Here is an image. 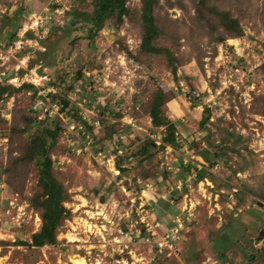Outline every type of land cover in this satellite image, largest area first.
I'll list each match as a JSON object with an SVG mask.
<instances>
[{
  "label": "rangeland",
  "instance_id": "1",
  "mask_svg": "<svg viewBox=\"0 0 264 264\" xmlns=\"http://www.w3.org/2000/svg\"><path fill=\"white\" fill-rule=\"evenodd\" d=\"M184 1L192 12L191 0ZM128 3L142 5L141 0ZM160 3L159 22L166 29L157 43L180 61L176 76L162 56L140 55L139 29L127 18L92 40L85 29L73 32L69 40L60 39L64 33L59 27L72 5L91 10L90 0H0V83H10L16 71L23 77L35 72L38 81L40 76L47 81L60 75L65 85L74 86L68 93L72 104L97 131L93 144L64 119L62 146L52 158L70 195L65 206L72 217L60 228L57 245L27 247L19 243L30 242L41 223L28 200L37 189V174L34 167L16 177L3 171L10 149L23 143L16 135L10 143L5 135L14 116L33 118L40 107L30 92L0 100V264H75L74 257L83 258V264H264V0H255L241 20L244 35L223 43L196 33L191 39L180 35L185 13L167 7L165 0ZM15 30L18 37L32 32L33 38H22V47L41 54L31 52L23 60L5 46ZM47 61L56 64L41 68ZM157 85L171 93L165 110L184 139L183 147H167L143 163L124 159L128 173L119 176L113 156L104 158L98 149L111 152L119 146V135L127 145L121 149L123 157L148 138L159 145L162 130L152 126L146 110ZM205 106L211 109L207 128L213 144L225 152L213 169L187 147L193 140L205 145L199 127ZM113 124L118 132L109 141L104 132ZM226 131L232 133L227 138ZM133 138L138 141L130 144ZM197 170L212 178L196 181ZM132 203L141 217L139 206H146V222L161 223L149 243ZM258 215L263 219L257 220ZM169 226L178 228L176 254L170 256L155 248Z\"/></svg>",
  "mask_w": 264,
  "mask_h": 264
},
{
  "label": "trees",
  "instance_id": "2",
  "mask_svg": "<svg viewBox=\"0 0 264 264\" xmlns=\"http://www.w3.org/2000/svg\"><path fill=\"white\" fill-rule=\"evenodd\" d=\"M255 0H191L190 5L184 0H165L167 7H178L185 13V21H180L182 28L180 35L188 39L196 33L198 38L207 37L209 42L223 43L227 38H239L244 35V30L241 25V20L246 17V13H250L249 9L253 7ZM78 2L86 3V0H78ZM130 0H90L91 10L81 8L79 5H72V10L68 11L67 17L62 26L59 28L64 33L60 39L69 40L73 32L81 29L86 30V37L92 40L100 31L105 30L109 26L119 27L124 24V19L127 18L134 29H139L141 42L138 52L140 55H155L162 56L169 65L173 76H176L180 61L174 56L168 47L158 45V39L165 34V25L160 26V10L164 5H161L160 0H141V7H132L128 3ZM235 8L236 10H232ZM264 10V8H263ZM237 11V15L235 12ZM264 13V12H263ZM168 21V20H167ZM176 22V21H175ZM188 22V23H187ZM17 30L13 31L9 36L5 46H10L18 39ZM32 32H28L23 37L24 39L33 38ZM76 37L73 38L75 40ZM177 41V39H175ZM43 45L41 40H38ZM73 44V42H71ZM19 57L27 56L31 52L41 54L40 51L33 47L29 49L22 48L17 51ZM137 59V57H133ZM56 62L47 61L41 65L46 68L54 67ZM32 67V64H29ZM41 73V69L38 71ZM19 71L17 74L21 75ZM81 78L84 76L81 69L77 72ZM58 79L60 75L56 76ZM57 78L50 79L45 85L40 88L53 87L56 92H49L48 98L52 102L59 105V114L50 115L47 111L40 117L41 109L35 110V117L27 118L24 115L13 117L8 133L9 142L12 143L14 135L23 138V143L18 148L10 149L6 167L4 172L14 177L26 175L29 169L34 167L36 170L37 189L28 197L29 205L38 212L40 217L39 228L31 235L30 242H20L19 244L27 247L41 248L43 246H55L59 243L58 235L60 228L65 221L72 217V212L65 206L69 200V193L64 185L63 180L59 179L58 171L54 166L53 154L57 152L61 145V136L65 131L64 119L71 120L74 128L80 133V138L93 139V144L96 142L97 131L94 126L84 119L79 112L78 107L74 106L68 97V93L73 90V84L65 85L61 78L60 83ZM5 81V80H4ZM38 89L32 83H23L20 87H14L9 83H0V100H6L10 96H14L21 92H30V96L35 101ZM169 92H165L159 85L153 91L152 98L148 102L147 112L151 119L152 126L155 129L162 130V136L159 145L154 139L144 140L138 149L130 155L123 154L125 143L120 139L123 135H119L117 142L119 146L111 152H107L105 147H101V151L106 157L110 154L115 155V168L119 171V176L128 173L126 166L122 164L124 159H135L143 163L155 157L158 151H165L167 147L179 149L183 147L184 139L179 137L177 126L169 118L165 107L171 99ZM104 108L108 109L106 105ZM100 108V113L106 111ZM13 111V109L11 110ZM113 114L112 110H110ZM13 116V112H12ZM211 109L207 106L203 108L201 119L199 121L200 130L203 132L204 144L199 145L197 141H190L187 147L202 158L208 165V169L215 168L217 160L220 159L225 152L222 148L213 144L212 132L208 131L207 124L210 123ZM5 120L4 118L2 121ZM101 122V128H102ZM79 126L81 128H79ZM103 130V129H102ZM207 130V132H205ZM116 124L111 125L109 132H104L106 140L112 139V135L116 134ZM124 132V130H123ZM155 132V131H154ZM232 133L226 131V138ZM130 140V135L128 136ZM224 141L226 140L225 137ZM240 137H238L239 139ZM237 139V140H238ZM138 138H133L130 144L137 143ZM129 146V145H128ZM233 149L232 147H229ZM64 150V149H63ZM96 151V152H98ZM14 152H16L14 154ZM64 152V151H63ZM67 154L71 151L66 150ZM191 163L185 167L189 170ZM205 178H212L209 172L197 170L196 181H201ZM212 180V179H211ZM8 181V180H7ZM240 195V193H238ZM264 198V195H260ZM239 203H237L238 205ZM262 220L261 215H258L257 220ZM264 230H261V234ZM144 235V231H143ZM252 258V256H251Z\"/></svg>",
  "mask_w": 264,
  "mask_h": 264
},
{
  "label": "built area",
  "instance_id": "3",
  "mask_svg": "<svg viewBox=\"0 0 264 264\" xmlns=\"http://www.w3.org/2000/svg\"><path fill=\"white\" fill-rule=\"evenodd\" d=\"M23 34L24 33H22L20 35V37H18V39L13 42L12 45L8 46V48H10V49L14 48V50H16V52L18 50H21L23 48L22 44H24V42H23V39H24L23 38ZM0 46H2V45L0 44ZM0 52H2L1 48H0ZM24 59L28 60V56L23 57V60ZM17 68H19V67H17ZM0 74L2 75L3 73H0ZM31 74L34 75L32 77L30 76L31 78L27 77L26 74H24L25 75L24 77L20 76L21 77L20 79H19V76L12 77L9 80L10 84H13L12 82L14 81L15 85H16V84L19 83V80H20V83L18 84V86H20L21 84H23L25 82H28V83H32L34 85V87L38 89L37 94H39V95H37V97L35 98L34 103H36V101L38 100L39 106L37 108L40 107L39 109H41V111H42L41 114H40V117H42L43 113H45L46 111L50 115H54V114L61 115L59 113V105L56 102H52V101L47 100L48 93L49 92H56L55 88H53V87L40 88L42 85H45L46 82L49 79L47 81H45L47 79V77L40 76L39 77V81H38L37 80L38 79L37 74L35 72H33ZM47 101H48V103H47ZM79 128H81V127L79 126ZM98 154L99 155H103V157L107 158V159H108L109 156H113V158H114V166H115V155L110 154L109 156L106 157L101 151H99ZM117 172L119 174L118 170H117ZM130 206H131L132 210L134 208L133 212H135L134 214H136L138 216V217L136 216L138 218V221H136V222L139 225V227L141 228V230L144 231V235H146V239H147L146 242L149 243L150 240L154 238V235H155V229L154 228H160L159 226L161 225V223L159 221H153L155 223V226H154V225H151L148 222H146V218H144L146 216V214H147L145 205L142 204L143 207L139 206V208L142 209L141 213H142L143 217H141V214L138 212V209H137L138 207L136 208V205H134L132 203ZM139 220H140V222H139ZM178 221H179V219H176L173 222L177 223ZM177 234H178V228H174L173 226H169L167 228V230L163 231L162 236H160V240L155 245L156 246L155 247L156 250L159 253H162L163 251H165L166 253H168L169 256H170V254H173V255L176 254L177 244H175V242H176Z\"/></svg>",
  "mask_w": 264,
  "mask_h": 264
},
{
  "label": "bare ground",
  "instance_id": "4",
  "mask_svg": "<svg viewBox=\"0 0 264 264\" xmlns=\"http://www.w3.org/2000/svg\"><path fill=\"white\" fill-rule=\"evenodd\" d=\"M73 259H74L75 264H83L84 263L83 258L74 257Z\"/></svg>",
  "mask_w": 264,
  "mask_h": 264
},
{
  "label": "clouds",
  "instance_id": "5",
  "mask_svg": "<svg viewBox=\"0 0 264 264\" xmlns=\"http://www.w3.org/2000/svg\"><path fill=\"white\" fill-rule=\"evenodd\" d=\"M24 57H25V56H24ZM18 72H19V71H18ZM18 72L15 73L14 77H15V76H22V75H23V73H22L21 75H18V74H17ZM25 83H26V82H25ZM9 84H10V83H9ZM21 85H22V84H21ZM21 85H20V86H21ZM13 86H14V85H13ZM20 86H19V87H20ZM14 87H16V86H14Z\"/></svg>",
  "mask_w": 264,
  "mask_h": 264
}]
</instances>
